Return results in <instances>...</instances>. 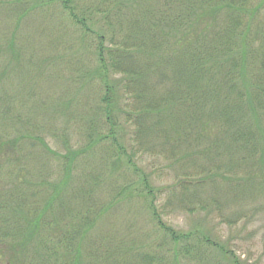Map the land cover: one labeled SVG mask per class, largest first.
<instances>
[{
	"label": "trees",
	"instance_id": "obj_1",
	"mask_svg": "<svg viewBox=\"0 0 264 264\" xmlns=\"http://www.w3.org/2000/svg\"><path fill=\"white\" fill-rule=\"evenodd\" d=\"M252 207L264 0H0V261L250 264L205 226Z\"/></svg>",
	"mask_w": 264,
	"mask_h": 264
},
{
	"label": "rangeland",
	"instance_id": "obj_2",
	"mask_svg": "<svg viewBox=\"0 0 264 264\" xmlns=\"http://www.w3.org/2000/svg\"><path fill=\"white\" fill-rule=\"evenodd\" d=\"M49 14L50 13L47 14L44 12V15L41 16L39 10V12H36L34 15V21L31 22V19L26 23V26H24L23 23L18 28V31L21 35L23 34V36L24 33H27L37 39L41 37L45 38L44 29L48 31L47 27L50 21L48 20ZM54 26H56V23ZM250 209L254 212L257 211L250 221L243 219L240 223L228 227L226 224H221L219 220L215 219L214 222L210 221V223H207L205 227H209L211 230L213 229L212 231L223 241L230 240L232 242L231 248L235 251L234 253H236V255L241 257V260H246L250 264H264V213L259 212L261 211L260 207H252ZM203 220L205 221L206 219L201 215H176L165 219L169 226L182 232L192 230L196 225L202 224ZM5 253V259L0 261V264H10L7 259L10 258L9 255L14 252L7 250Z\"/></svg>",
	"mask_w": 264,
	"mask_h": 264
}]
</instances>
